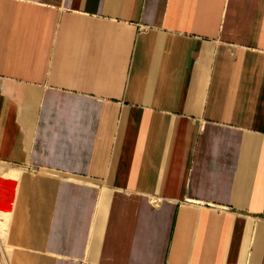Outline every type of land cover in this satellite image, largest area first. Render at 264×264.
<instances>
[{"label": "crops", "instance_id": "1", "mask_svg": "<svg viewBox=\"0 0 264 264\" xmlns=\"http://www.w3.org/2000/svg\"><path fill=\"white\" fill-rule=\"evenodd\" d=\"M0 163L10 264H264V0H0Z\"/></svg>", "mask_w": 264, "mask_h": 264}, {"label": "bare ground", "instance_id": "2", "mask_svg": "<svg viewBox=\"0 0 264 264\" xmlns=\"http://www.w3.org/2000/svg\"><path fill=\"white\" fill-rule=\"evenodd\" d=\"M17 173L18 170L12 168L0 173V232L5 245L17 190Z\"/></svg>", "mask_w": 264, "mask_h": 264}, {"label": "rangeland", "instance_id": "3", "mask_svg": "<svg viewBox=\"0 0 264 264\" xmlns=\"http://www.w3.org/2000/svg\"><path fill=\"white\" fill-rule=\"evenodd\" d=\"M9 168L16 169V167H12L10 165L0 163V173L6 172V170H8ZM17 169H19V168H17ZM17 174L19 175V172ZM18 175H17V177H18ZM0 235H1L0 236V264H10L9 259H10L11 248L7 243V237H6V245H5V239L2 238L3 236L1 234V232H0Z\"/></svg>", "mask_w": 264, "mask_h": 264}]
</instances>
